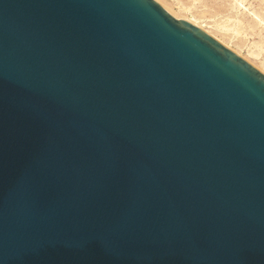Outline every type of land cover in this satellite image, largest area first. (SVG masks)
I'll list each match as a JSON object with an SVG mask.
<instances>
[{"label": "water", "instance_id": "1", "mask_svg": "<svg viewBox=\"0 0 264 264\" xmlns=\"http://www.w3.org/2000/svg\"><path fill=\"white\" fill-rule=\"evenodd\" d=\"M0 264H264V72L157 0H0Z\"/></svg>", "mask_w": 264, "mask_h": 264}, {"label": "rangeland", "instance_id": "2", "mask_svg": "<svg viewBox=\"0 0 264 264\" xmlns=\"http://www.w3.org/2000/svg\"><path fill=\"white\" fill-rule=\"evenodd\" d=\"M157 1L174 17L203 25L208 33L264 72V0Z\"/></svg>", "mask_w": 264, "mask_h": 264}, {"label": "bare ground", "instance_id": "3", "mask_svg": "<svg viewBox=\"0 0 264 264\" xmlns=\"http://www.w3.org/2000/svg\"><path fill=\"white\" fill-rule=\"evenodd\" d=\"M193 24H195L196 26H198L199 28L205 30L206 32L208 31L206 28H204L203 25H199V24H196L195 22H192ZM209 32V31H208ZM221 42V41H220ZM225 45V44H224ZM227 45V44H226ZM229 46V45H228Z\"/></svg>", "mask_w": 264, "mask_h": 264}]
</instances>
